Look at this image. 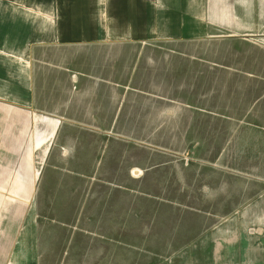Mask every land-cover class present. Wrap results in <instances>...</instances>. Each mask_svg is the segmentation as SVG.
<instances>
[{
  "label": "rangeland",
  "instance_id": "rangeland-1",
  "mask_svg": "<svg viewBox=\"0 0 264 264\" xmlns=\"http://www.w3.org/2000/svg\"><path fill=\"white\" fill-rule=\"evenodd\" d=\"M166 17L163 39L63 49L59 74L38 69L50 83L46 93L62 96L41 107L94 129L62 132L59 143L83 148L76 161L51 133H41L50 149L17 145L19 179L30 178L28 168L36 178L20 189L56 195L17 200L23 219L38 214L35 236L63 229L81 211L80 222H88L99 202L118 223L132 222L136 235L142 223L165 221L176 225V235L166 231L171 239L186 243L264 190V0H177ZM64 188L80 194H56ZM134 240L121 264L167 258L141 253L149 239Z\"/></svg>",
  "mask_w": 264,
  "mask_h": 264
},
{
  "label": "crops",
  "instance_id": "crops-1",
  "mask_svg": "<svg viewBox=\"0 0 264 264\" xmlns=\"http://www.w3.org/2000/svg\"><path fill=\"white\" fill-rule=\"evenodd\" d=\"M176 4L177 0H159L158 7L152 0H0V184L16 183L8 191L0 190V264H121V255H130L126 249H135L136 238L149 239L141 253L167 255L162 264H264V190L238 200L220 226L197 230L186 243L171 239L166 231L174 228L176 235L177 228L165 221L142 223L138 231L143 233L136 235L132 222L118 223L112 213H103L99 202L88 222H80L85 215L81 211L63 229L56 232L48 226L41 236L39 231L35 236L32 226L37 213L23 219L17 200L55 194L20 189L21 182L36 178L28 168L30 178L19 179L17 145L27 144L32 151L46 144L50 149L48 136L41 133H51L57 147L70 150L68 161H76L83 148L59 143L62 132L94 129L88 123L69 122L62 110L41 107V101L62 96L46 93L50 83L41 79L44 73L38 74V69L59 74L58 54L63 49L163 39L169 28L166 11ZM71 97L69 92L63 98ZM49 158L50 153L43 164H49ZM88 160H93L91 153ZM56 194L72 196L80 194V188L59 189ZM27 219L30 227L22 231Z\"/></svg>",
  "mask_w": 264,
  "mask_h": 264
}]
</instances>
